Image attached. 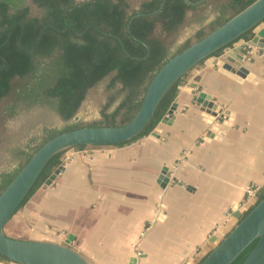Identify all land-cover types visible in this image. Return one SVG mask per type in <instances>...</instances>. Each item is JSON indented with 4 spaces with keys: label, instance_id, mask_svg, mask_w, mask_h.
<instances>
[{
    "label": "crops",
    "instance_id": "1",
    "mask_svg": "<svg viewBox=\"0 0 264 264\" xmlns=\"http://www.w3.org/2000/svg\"><path fill=\"white\" fill-rule=\"evenodd\" d=\"M243 43L233 44L243 56L226 48L192 68L172 113L147 135L64 151L62 170L5 231L62 244L70 235L88 264H193L247 188L264 186V49ZM200 91L216 114L196 102Z\"/></svg>",
    "mask_w": 264,
    "mask_h": 264
},
{
    "label": "trees",
    "instance_id": "2",
    "mask_svg": "<svg viewBox=\"0 0 264 264\" xmlns=\"http://www.w3.org/2000/svg\"><path fill=\"white\" fill-rule=\"evenodd\" d=\"M252 1L202 0L193 5L185 0H164L158 11L148 14L161 0H0V163L17 162L13 171L0 173V191L31 154L58 133L82 126L119 125L130 119L151 77L166 60ZM207 5L228 14L204 24L200 14ZM196 22L199 27L172 51L186 26ZM251 36L247 31L241 38ZM184 78L166 92L140 133L105 146H122L147 135L166 113ZM99 86L104 101L98 117L74 121L84 101ZM30 111L38 115L22 127L43 125L41 140L28 152L33 139L21 146V132L10 130L8 122ZM52 117L65 125L57 131L46 126ZM63 153L47 161L18 210L61 163ZM256 194L258 201L264 196V186ZM253 245L230 264H240ZM0 260L9 261L1 254Z\"/></svg>",
    "mask_w": 264,
    "mask_h": 264
},
{
    "label": "water",
    "instance_id": "3",
    "mask_svg": "<svg viewBox=\"0 0 264 264\" xmlns=\"http://www.w3.org/2000/svg\"><path fill=\"white\" fill-rule=\"evenodd\" d=\"M185 1L195 5L202 0ZM163 2L164 0H161L158 8L148 14L158 11ZM137 15L140 14H134L128 23ZM247 31H251L252 36L245 40L241 36ZM237 40H243L245 46L264 49V0H253L200 39L166 60L151 77L136 112L126 122L119 125L77 127L58 133L43 142L0 191V254L15 264H88L86 259L71 247L70 235L65 244H62L14 237L5 231L7 222L31 190L42 168L54 154L71 150L77 145L101 146L133 138L150 121L166 92L205 58L214 55L219 49L226 48L233 49L243 56L245 51L242 46H233ZM234 65L239 66V62L236 61ZM195 100L202 108L211 109L212 114L218 112L210 96L205 92L200 91ZM174 108L175 100L171 102L160 120L165 121ZM74 119H77V116ZM216 130L217 127L212 126L211 132ZM62 168L61 161L41 186L50 184ZM164 172L165 167L159 175L160 186L167 181ZM257 199L255 193L239 208L237 205L234 206V211L228 217L227 230L222 233L217 230L213 233L210 240H215V243L207 241V246L201 248L193 264H230L252 242L254 245L240 264H264V196L258 201ZM248 209L249 211L239 220L241 214Z\"/></svg>",
    "mask_w": 264,
    "mask_h": 264
},
{
    "label": "rangeland",
    "instance_id": "4",
    "mask_svg": "<svg viewBox=\"0 0 264 264\" xmlns=\"http://www.w3.org/2000/svg\"><path fill=\"white\" fill-rule=\"evenodd\" d=\"M227 14H228V12L221 13L218 10H216L212 5H207L204 8V10L201 11L200 15L204 16L202 23H204V24L210 23L211 24L212 22L217 21V18L225 17ZM198 25H199V23H197V22L190 24V25H187L186 28L182 31V34H181L182 36L179 37L177 44H175L172 47V51L184 39L185 36H188L193 31H195V29L199 27ZM93 93L94 94L88 96V98L84 101L85 103H84L83 107L79 110V112L77 113V115H76L77 119H73L74 121L79 120L80 122H82V121H87V120H90L92 118L98 117V115H99L98 114V108L100 106V103H102L104 101V98H102V96H101L102 87L99 86L98 88H96L95 92H93ZM114 104L111 106V108L114 106ZM37 115H38L37 111H30V112H26V113H21L20 115H18V117L16 119H11L8 122V126H9L10 130H12L13 132H21L20 133L21 135H19L20 138H18V141L21 144V146L24 145L28 139H30V138L33 139L29 143L30 148L27 149L28 152L32 151V148L34 147V145L41 140V136H42L41 127L43 124H41V122L37 123L27 130H26V127H22V126L26 125L27 120H32L33 116H37ZM70 122H71V120H70ZM28 123H29V121L27 122V124ZM45 125L48 127H53L54 130L57 131V130L61 129L65 125V123L63 121L57 119V118L52 117L50 122L45 123ZM16 167H17V162L15 160L14 161L1 162L0 163V173L13 171ZM0 179H1V176H0ZM40 187L34 192V194H32L31 197L36 195V193L40 190ZM31 197L28 200H30ZM28 223H30V222H27V224L21 223V225L22 226L29 225ZM25 228H26V226H25Z\"/></svg>",
    "mask_w": 264,
    "mask_h": 264
},
{
    "label": "built area",
    "instance_id": "5",
    "mask_svg": "<svg viewBox=\"0 0 264 264\" xmlns=\"http://www.w3.org/2000/svg\"><path fill=\"white\" fill-rule=\"evenodd\" d=\"M256 191H257V190H256V188H255L254 186H249V187L247 188V190H246L247 195H248L247 199H248L249 197H251L252 194H255Z\"/></svg>",
    "mask_w": 264,
    "mask_h": 264
}]
</instances>
